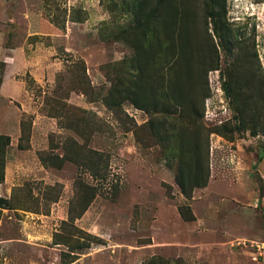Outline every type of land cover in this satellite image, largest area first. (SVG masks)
<instances>
[{
	"label": "rangeland",
	"instance_id": "374dc122",
	"mask_svg": "<svg viewBox=\"0 0 264 264\" xmlns=\"http://www.w3.org/2000/svg\"><path fill=\"white\" fill-rule=\"evenodd\" d=\"M3 86L0 264H264V0H0Z\"/></svg>",
	"mask_w": 264,
	"mask_h": 264
},
{
	"label": "trees",
	"instance_id": "16d2710c",
	"mask_svg": "<svg viewBox=\"0 0 264 264\" xmlns=\"http://www.w3.org/2000/svg\"><path fill=\"white\" fill-rule=\"evenodd\" d=\"M11 140L10 137L0 135V185L4 181V168L6 164V155H7V148L10 146ZM182 183H180L181 185ZM182 189L184 190L185 187L183 185ZM0 202H4V200H0Z\"/></svg>",
	"mask_w": 264,
	"mask_h": 264
},
{
	"label": "crops",
	"instance_id": "0c3cea01",
	"mask_svg": "<svg viewBox=\"0 0 264 264\" xmlns=\"http://www.w3.org/2000/svg\"><path fill=\"white\" fill-rule=\"evenodd\" d=\"M6 82V81H5ZM4 86H5V83H4ZM4 86L2 87V89H1V94H0V96H2V97H4V92H5V90H4ZM2 115H3V113H2ZM1 116V115H0ZM3 117V116H2ZM4 117L6 118V116L4 115ZM9 119V118H8ZM10 120V119H9ZM18 126H19V122H18ZM7 128V127H6ZM20 128V127H19ZM5 131H7L6 133V135L7 136H9L10 138L12 137V141H11V146H14V145H17L18 143H19V139H20V137H21V130L19 129V133H18V135H9L8 134V130H5ZM15 141H16V143H15ZM4 197H5V195H4ZM83 220V219H82Z\"/></svg>",
	"mask_w": 264,
	"mask_h": 264
},
{
	"label": "built area",
	"instance_id": "2783aa9c",
	"mask_svg": "<svg viewBox=\"0 0 264 264\" xmlns=\"http://www.w3.org/2000/svg\"><path fill=\"white\" fill-rule=\"evenodd\" d=\"M257 249L260 250V246L257 245Z\"/></svg>",
	"mask_w": 264,
	"mask_h": 264
}]
</instances>
